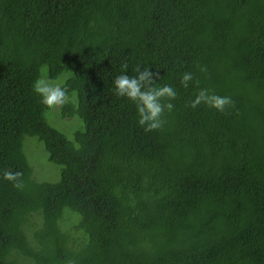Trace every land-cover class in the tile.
I'll return each mask as SVG.
<instances>
[{"label":"trees","instance_id":"obj_1","mask_svg":"<svg viewBox=\"0 0 264 264\" xmlns=\"http://www.w3.org/2000/svg\"><path fill=\"white\" fill-rule=\"evenodd\" d=\"M137 66L177 92L152 131L113 92ZM0 264H264V0H0Z\"/></svg>","mask_w":264,"mask_h":264},{"label":"clouds","instance_id":"obj_2","mask_svg":"<svg viewBox=\"0 0 264 264\" xmlns=\"http://www.w3.org/2000/svg\"><path fill=\"white\" fill-rule=\"evenodd\" d=\"M123 67L126 69L127 64ZM149 69L144 68L141 71L140 67L137 66L135 75H129L127 71H122L112 80L114 94L117 97L127 99L135 105L138 124L144 127L145 131H152L162 126L163 113L165 109L171 111L174 108L171 100L177 96L176 90L171 85L157 86L153 73ZM192 79L193 74L186 72L181 76V83L187 87ZM33 91L40 96L41 104L48 108L64 104L68 100L66 87H62L59 84L53 85L44 78H39L33 83ZM165 98L169 102L162 103ZM201 103L223 112L226 106L231 104V98L212 94L209 90L202 89L190 106L195 108ZM5 175L8 179L14 180L20 174L5 173Z\"/></svg>","mask_w":264,"mask_h":264},{"label":"rangeland","instance_id":"obj_3","mask_svg":"<svg viewBox=\"0 0 264 264\" xmlns=\"http://www.w3.org/2000/svg\"><path fill=\"white\" fill-rule=\"evenodd\" d=\"M53 109H50V114L51 115L57 114V109L56 108ZM51 115L48 117L49 124L51 126H54L55 124L56 126L54 127L60 130L61 132H63L69 138L68 140L72 141L73 140L72 132H74L75 128L81 125V122L77 118H75L74 120L72 119L62 120L58 118L57 124L55 122L53 124V120L50 121V119H52ZM29 144H31V147L28 151L29 154L28 160H30L29 162L31 163L32 179L39 182L58 181L60 177V168L57 167L56 164H51L48 161H46L47 154L45 153L42 144H36V142H30ZM38 147H40L41 149ZM41 150L45 155V157H43V154L40 153Z\"/></svg>","mask_w":264,"mask_h":264}]
</instances>
